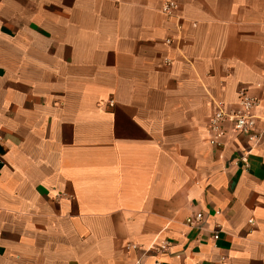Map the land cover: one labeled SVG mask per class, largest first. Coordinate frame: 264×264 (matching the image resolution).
<instances>
[{"label":"crops","instance_id":"0c3cea01","mask_svg":"<svg viewBox=\"0 0 264 264\" xmlns=\"http://www.w3.org/2000/svg\"><path fill=\"white\" fill-rule=\"evenodd\" d=\"M164 1L0 0V264H264V0Z\"/></svg>","mask_w":264,"mask_h":264},{"label":"built area","instance_id":"2783aa9c","mask_svg":"<svg viewBox=\"0 0 264 264\" xmlns=\"http://www.w3.org/2000/svg\"><path fill=\"white\" fill-rule=\"evenodd\" d=\"M177 5L173 0H166L163 2L160 11L165 15H171L174 10H176ZM239 106L233 111H226L223 108L218 107L212 118L210 119L209 129L212 134V141L225 135L224 124L229 123L231 128L240 134L248 135L253 137L255 132V123L257 120V115L255 109L258 106V100L247 94L246 91H240L238 93ZM109 105L113 102L110 100ZM202 221V214L196 213L186 219V224L193 226L199 224ZM213 239L218 238V234L215 231L212 235ZM127 249H134L136 246L134 244H128ZM164 246H160L163 250ZM133 264H142L140 259L135 260ZM158 264V263H157Z\"/></svg>","mask_w":264,"mask_h":264}]
</instances>
